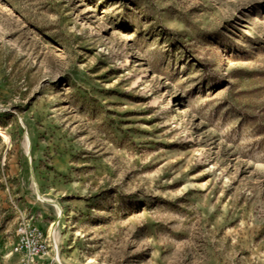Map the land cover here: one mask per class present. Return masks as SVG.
Returning <instances> with one entry per match:
<instances>
[{
	"label": "rangeland",
	"instance_id": "obj_1",
	"mask_svg": "<svg viewBox=\"0 0 264 264\" xmlns=\"http://www.w3.org/2000/svg\"><path fill=\"white\" fill-rule=\"evenodd\" d=\"M0 264H264V0H0Z\"/></svg>",
	"mask_w": 264,
	"mask_h": 264
},
{
	"label": "built area",
	"instance_id": "obj_2",
	"mask_svg": "<svg viewBox=\"0 0 264 264\" xmlns=\"http://www.w3.org/2000/svg\"><path fill=\"white\" fill-rule=\"evenodd\" d=\"M16 241L13 252L22 259H31L45 255L49 249V241L42 229L30 220H24L15 228Z\"/></svg>",
	"mask_w": 264,
	"mask_h": 264
},
{
	"label": "bare ground",
	"instance_id": "obj_3",
	"mask_svg": "<svg viewBox=\"0 0 264 264\" xmlns=\"http://www.w3.org/2000/svg\"><path fill=\"white\" fill-rule=\"evenodd\" d=\"M61 213V212H60ZM57 248V247H56Z\"/></svg>",
	"mask_w": 264,
	"mask_h": 264
}]
</instances>
